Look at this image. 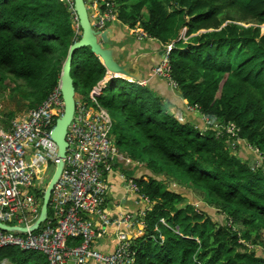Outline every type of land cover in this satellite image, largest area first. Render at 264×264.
Here are the masks:
<instances>
[{
	"label": "trees",
	"instance_id": "obj_1",
	"mask_svg": "<svg viewBox=\"0 0 264 264\" xmlns=\"http://www.w3.org/2000/svg\"><path fill=\"white\" fill-rule=\"evenodd\" d=\"M105 2L123 25L138 26L164 48L172 43L170 78L199 117L181 123L156 94L121 78L95 98L108 114L125 115L111 121L114 149L152 174L133 179L149 202L143 234L131 239L133 264H264V0ZM79 38L65 1L0 0V86L20 95L26 112L39 107L59 85L68 48ZM71 67L75 94L81 88L93 104L88 96L105 67L89 47L74 52ZM248 147L260 164L246 161ZM166 163L185 172L180 182L201 191L206 208L166 185ZM47 180L35 190L39 212ZM0 260L48 264L39 252L13 247L0 249Z\"/></svg>",
	"mask_w": 264,
	"mask_h": 264
},
{
	"label": "built area",
	"instance_id": "obj_2",
	"mask_svg": "<svg viewBox=\"0 0 264 264\" xmlns=\"http://www.w3.org/2000/svg\"><path fill=\"white\" fill-rule=\"evenodd\" d=\"M61 1L67 3L74 31L80 35L73 0ZM84 2L95 29L102 31L117 21L115 10L105 0ZM143 36L147 38L141 31L137 37L142 39ZM171 49L172 43L166 44L161 61L152 69V74L168 80L176 88L170 78L168 55ZM99 84L88 96L93 104L75 94V113L65 136V164L49 198L47 219L34 231L0 229V249L13 247L39 252L46 257L48 264H133L132 238L126 232H116V245L111 252H101L97 247L107 227L113 223L104 207L107 185L103 174L110 169V158L116 153L110 135L109 115L95 101L102 90ZM187 110L196 111L192 107ZM62 112L63 101L58 85L42 105L0 130V223L28 228L37 219L39 204L34 190L44 184L49 172L52 176L59 162L51 130ZM232 130L231 126L228 132L234 135ZM126 180L137 192L133 179ZM144 199L149 204L147 198ZM121 222L132 224L130 216H124ZM0 264L9 263L0 260Z\"/></svg>",
	"mask_w": 264,
	"mask_h": 264
},
{
	"label": "crops",
	"instance_id": "obj_3",
	"mask_svg": "<svg viewBox=\"0 0 264 264\" xmlns=\"http://www.w3.org/2000/svg\"><path fill=\"white\" fill-rule=\"evenodd\" d=\"M104 30L109 31V33L106 37H99L101 45L103 47L115 48L120 57V63L125 64L126 62L133 61L137 69L135 73L136 77L140 79L139 81H133L128 78L114 77L106 71L104 79L98 85L99 88H105L108 81L112 78H121L127 81L128 84L139 85L149 92L156 94L165 110L172 116H175L180 122L181 120L185 121L183 123L193 121L197 123L199 121L197 113L187 110V102L180 97L177 89L173 88L168 80L152 74V69L160 63L163 56L164 46L160 42L146 37L145 39H139L132 33L130 28L120 22H113ZM126 91H128V87H126ZM131 130L134 132L133 128ZM245 151L248 152L249 150ZM249 152L251 153V151ZM121 154L125 155V157H122ZM142 176H152L143 163L134 161L126 154L117 150L115 155L111 156L110 169L104 172V179L107 185V197L104 207L113 223L107 227L106 234L97 244L101 252H111L115 248L117 231L126 232L132 239L142 236L143 223L141 219L147 210V204L129 187L126 180ZM156 179L165 180L161 176H158ZM173 183L179 184L177 189H175L179 193H182L181 189L187 187L175 178H169L166 181L167 186L169 184L172 186ZM124 216H130L132 224L121 222Z\"/></svg>",
	"mask_w": 264,
	"mask_h": 264
},
{
	"label": "water",
	"instance_id": "obj_4",
	"mask_svg": "<svg viewBox=\"0 0 264 264\" xmlns=\"http://www.w3.org/2000/svg\"><path fill=\"white\" fill-rule=\"evenodd\" d=\"M73 10L78 18V26L81 30L80 38L76 40L68 48L67 57L62 65L61 74L59 77V86L61 97L63 101V112L55 120L54 126L51 130V136L54 143L57 145V156L59 162L55 166V170L43 191L42 205L40 208L37 219L28 228L25 227H12L0 223V229L9 232H26L38 229L39 225L47 219L48 202L52 189L60 177L65 164V155L67 142L65 136L68 126L73 120L75 113V88L73 85L72 77V60L74 52L83 47H89L92 54H94L105 67L107 73L114 77L128 78L133 81H139L140 78L136 77V65L133 61L120 63L115 48L103 47L99 42V37H106L109 31L95 29L87 13V8L84 0H73ZM132 71V72H131ZM74 74V73H73Z\"/></svg>",
	"mask_w": 264,
	"mask_h": 264
},
{
	"label": "rangeland",
	"instance_id": "obj_5",
	"mask_svg": "<svg viewBox=\"0 0 264 264\" xmlns=\"http://www.w3.org/2000/svg\"><path fill=\"white\" fill-rule=\"evenodd\" d=\"M115 22H119V21L117 20ZM131 30H132V33H134L136 35V37L141 35V31L142 30L138 26L135 27V28H132ZM262 30L264 32V26L262 27ZM142 39H145V37L143 36ZM72 75H73V71H72ZM75 83L78 84V80L75 81ZM7 84L10 85V83H7ZM121 85L122 84L120 82H118L116 84L117 87H120ZM4 86H6V85H4ZM79 90H81V88H79ZM79 90L76 92V97L80 96V91ZM26 104H27V102L24 99H22L20 97V95H18L17 93L11 91L10 88L1 87L0 86V130H5L8 127V125H10L12 123V121H15L17 119H21L26 114V107H25ZM194 112L197 113V111H194ZM9 113H13V115L11 117H9L8 116ZM108 115H109L110 120L111 121L113 120L114 122L119 121V120H122V121L126 120L123 111L117 112L115 114L110 113ZM11 119H13V120H11ZM183 122H185V121L181 120V123H183ZM127 125L131 127V122L128 121ZM134 134L136 136L142 137L139 132H136ZM241 146L245 147V144H241ZM119 150L122 151V149H119ZM248 150L251 151V153L248 151L250 153V155L247 157L246 161L251 162V164H254L256 162H257L256 164H258V163L260 164L262 159L258 155V153L257 152L252 153V150H250L249 148H248ZM121 155H122V157H125V155H123V154H121ZM165 166H166V169H167L165 171L167 172L169 177L175 178V179H177L179 181H182V182H183V180L186 179V174H185V172L183 170H180V169L176 170V169H174L173 167H171L167 163L165 164ZM42 174L43 173H41V175ZM50 174H51V172L48 173L47 183L49 182V180L51 178V176H49ZM103 177H104V174H103ZM47 178H45V179H47ZM178 185L179 184H177V183H175V184L173 183V185L170 186V187L173 188V189H177ZM46 186H47V184H45L43 186V189H45ZM181 191H182L181 194H183L185 196H189V197L192 198L191 202H193L192 204H194L196 207H198V208H200V207L206 208L204 206L205 205L204 198H203L204 195H203V193L201 191H198L197 189H193V188H187V187L184 188V189H181ZM185 203H187L186 200L183 202V204H185ZM208 210L213 214V217L218 218L217 213L212 208L208 209ZM215 222L219 223V221H215ZM237 226H238V228H241V226L239 224H237ZM250 247L252 248L253 246L250 245ZM252 249H254L256 252H262V249L260 247H257V246H254Z\"/></svg>",
	"mask_w": 264,
	"mask_h": 264
}]
</instances>
